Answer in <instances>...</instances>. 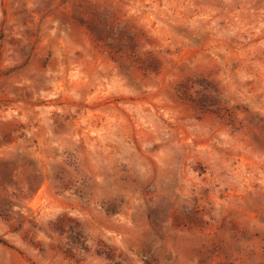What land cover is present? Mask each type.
Here are the masks:
<instances>
[{
    "label": "rangeland",
    "instance_id": "rangeland-1",
    "mask_svg": "<svg viewBox=\"0 0 264 264\" xmlns=\"http://www.w3.org/2000/svg\"><path fill=\"white\" fill-rule=\"evenodd\" d=\"M0 264H264V0H0Z\"/></svg>",
    "mask_w": 264,
    "mask_h": 264
}]
</instances>
